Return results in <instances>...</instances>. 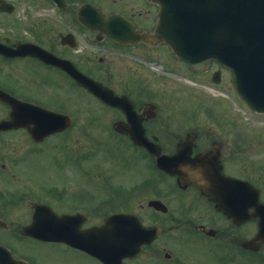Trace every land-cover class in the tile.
Instances as JSON below:
<instances>
[{"label":"flooded vegetation","instance_id":"1","mask_svg":"<svg viewBox=\"0 0 264 264\" xmlns=\"http://www.w3.org/2000/svg\"><path fill=\"white\" fill-rule=\"evenodd\" d=\"M135 2L147 8L150 6L146 15L138 13L141 17H137L135 13L128 14L111 4L104 8L97 0H0V91H3L0 92V219L6 221L10 211L12 217L15 216L12 211L25 207L24 215H32L34 202L27 199L30 195L43 194L47 198L42 196L36 201L50 205L58 214L81 213L88 216L82 229L100 226L111 213L137 215L148 229L145 235L138 237L146 240L137 253L127 255L117 264H264V242L256 250L251 247L259 222L252 217L255 209L252 207L254 189L251 185L258 190L259 199L264 204V176H259L257 180L252 175V169L255 168L254 163H261L264 167V155H260L261 159L258 157L255 162L253 151L259 148L240 146L241 139L236 143V134L232 132L221 135L218 130H213L211 135L206 136L192 127H185L182 133L173 131L169 127V119L163 116V106L151 93V83L165 87L178 75L207 80L219 87L221 84L216 85L212 81L219 68L211 64L205 71L195 72L164 42L151 39L123 42L103 32L92 31L80 22L79 8L89 3L105 14H119L131 20L140 31L134 38L138 35L147 37L156 28L159 6L151 0ZM151 45L158 50L139 51V48ZM160 48H164V51ZM72 65L118 96L128 97L140 117L138 121L145 135L151 140L158 138L166 155H175L181 148L182 162L196 168L199 180L211 184L212 196L205 194L193 181L179 182V176L159 169L154 155L143 147L133 145L129 135L115 132L113 127L116 122L125 127L132 125L127 114L80 87L72 75ZM118 67L121 78L114 75ZM100 72L107 74L101 77ZM224 77H227L226 72L222 73V83ZM103 78L119 80L120 85L125 87L119 89L111 81L112 84H105ZM201 84L207 94L205 97L212 101L207 109L212 110L215 117L239 114L232 103L231 86L225 87L227 97L223 98L216 94L211 96L208 92L210 88L204 87L205 81ZM76 87L83 90L90 100H96L107 112L106 117L100 118L105 127L103 131L126 138L131 143L130 148H138L148 159L150 174L136 189L132 188L129 198L137 200L138 209L122 207L108 210V194L103 187V178L109 175L107 167L94 170L88 167L80 171L76 170V163L73 162L70 165L73 164L71 167L75 170V177L71 182L64 177L59 181L54 180L55 184L51 186H44L37 179L41 177L34 178L29 173L37 174V166L28 167L27 162L21 164L22 156L36 149L28 147L39 144L33 140L27 126L21 127L18 123L9 127L4 125L12 120L15 110L8 95L22 102L68 113L70 104H55L49 98H62V91L67 90L69 103L73 101ZM64 105L69 107H60ZM238 106L256 119L264 117L253 113L241 102ZM138 121L136 124L139 125ZM247 124L243 123L244 126ZM165 133L171 140L163 139ZM188 137L193 139L192 148L179 146ZM2 143H11L13 148L5 150ZM262 151L264 153V149ZM21 167L26 174L20 173L23 171ZM9 184L14 189L7 192L4 189ZM8 200L19 202L20 208H13L12 205L8 208L5 206ZM27 223H7L4 228L0 225V232L27 240L30 247L22 251L23 255H18V258L26 260L28 264H106L65 243L24 237L20 230ZM1 243L10 246L8 242Z\"/></svg>","mask_w":264,"mask_h":264},{"label":"rangeland","instance_id":"2","mask_svg":"<svg viewBox=\"0 0 264 264\" xmlns=\"http://www.w3.org/2000/svg\"><path fill=\"white\" fill-rule=\"evenodd\" d=\"M135 1L138 0H116L115 2L114 0H97V3L104 8L107 7L106 5L111 4L114 7H118V10L124 11L128 14L135 13L137 17H141L138 13L146 15L148 9L150 10V6L147 8L141 4L138 5ZM142 49H150L154 51L158 50L156 47H153V45L150 47H141L139 48V51ZM160 49L164 51V48ZM119 71L120 69L118 67V71L114 72V75L115 77L121 78ZM98 74H100L101 77H104L107 73L100 72ZM124 77L127 78L126 76ZM168 78H170V76ZM104 80H106L105 84H112L109 82L111 81L119 89L120 87H125V85H120L119 80ZM202 81H205L206 86L204 87L210 88L208 92H212L211 96L216 94L217 96H221L223 98L227 97L224 93L227 92L225 87L230 88L227 77H224V83H222L219 87L210 84L207 80L185 78V76L179 75L173 78L172 82L168 81L169 84L165 86L166 88L164 86L156 85V83L155 85L151 83V93H154L156 99L154 97L153 98L157 100V102H160L163 106V116H166V118L169 119V127L177 133H182L181 130L185 127H192L206 136L211 135L213 130H218L221 135H230L232 132L233 134H236V143H238V140L241 139L240 146H244L246 148H259L257 151H253L255 154L252 157L256 162L260 155H264L262 151L264 149V117L256 119L254 116L247 113L246 110H241L238 106L239 102L234 95H232V103L235 104V109L240 115L231 114L220 118L215 117L213 115V111L207 109V107L212 105V101L211 99L205 97L207 94L203 91L204 88L201 84ZM67 96L68 92L67 90H64L62 91V98L52 97L49 99L55 104H61L63 102L70 104V111L75 119L74 126L66 131L65 134L53 136L48 139V141L43 142L40 144L41 147L36 144H33L34 147H28L36 149L32 153L24 154V156L20 159L21 164L22 162L23 164L27 162L26 165L28 167L37 166V174L32 171H29V173L30 175H33L34 178L38 176L41 177L37 179L38 181L40 180L44 186H51L55 184L54 180L59 181L64 177H67L71 182V180L75 177V170H73L70 165V163L73 162L76 163V170L80 171H84L88 167L93 168V170L95 168L107 167L109 175L103 178V187L108 194L107 203L109 209H122V207H135L138 209L139 204L136 202L137 200L132 198L129 199L130 197H123L122 194L124 192L130 194L132 188L138 187L137 185L142 183L146 179L145 177L150 174L148 159L144 158L141 151L137 148H125L127 144L125 141L121 142L117 138H115V140L112 139L110 135H108L109 138L103 135L101 131L103 126L100 125L99 119L100 117H106L107 112L103 110L97 102H94L96 100L93 99L94 101L92 103L85 92L78 87L75 88L73 101L68 103ZM60 107H69V105ZM238 109H240V111ZM244 122L248 123L247 126L243 125ZM163 136L164 140H171V138L168 137V134L165 133ZM1 145L2 148L8 151L13 148L11 143H2ZM87 145H90V148H87ZM83 148L85 149L83 150ZM68 154L71 158H73L72 160L67 159ZM85 154H89V157ZM26 156L27 158L24 160ZM259 159H261V157H259ZM260 164L261 163H254L253 167L255 168L252 169V175L256 177L257 180L259 176H264V167ZM84 166L86 167L84 168ZM21 169L23 171H20V173L26 174L22 167ZM34 185L36 186V184ZM116 186H119L120 189L123 187L119 195H117L118 188ZM12 189H14V186L9 184L4 190H7L8 192V190ZM42 196L39 194L38 196L30 195L27 200L28 202H36L38 198H47V195ZM13 202V200L6 202L5 206L11 208L12 205L13 208L17 206L20 208L21 205L19 202ZM25 208H20V210L17 209L15 212L12 211L15 215L12 217H10V211V213H8L9 216H6L7 222L14 225L23 224L26 219L29 220L30 213L28 216L24 215ZM5 214H7V211ZM4 235L5 236L3 237L9 240L12 239V243H17L21 246H28L25 242L13 239L10 235ZM3 237L2 234H0V238L6 241ZM13 247L15 246L13 245ZM24 248L27 249V247Z\"/></svg>","mask_w":264,"mask_h":264},{"label":"water","instance_id":"3","mask_svg":"<svg viewBox=\"0 0 264 264\" xmlns=\"http://www.w3.org/2000/svg\"><path fill=\"white\" fill-rule=\"evenodd\" d=\"M159 1L162 4V11L155 38L165 39L175 52L195 69H202L211 60L228 69L238 94L253 110L264 112V0ZM93 10L95 14L90 13L89 16L86 15V10L80 12L81 19L90 27L101 29L119 39L134 33L129 21L116 15L104 17L100 11ZM77 78L82 85L106 102L124 109L129 117L133 113L132 109L128 108L126 100L115 97L111 91L108 93L88 79L81 76ZM60 118L57 114L41 111L37 117L38 126L32 129L34 138L39 140L49 133L62 130L64 126L60 125L62 121ZM24 125L29 126L30 122ZM132 138L137 144L149 146L142 135H133ZM185 145L190 148L188 144H184V147ZM158 152H156L157 155ZM180 158L181 151L173 158L172 163L176 165L171 168L180 176L184 173L186 177L196 180L204 193L212 196L211 184L197 180L196 169L185 166ZM165 163L166 160L158 155V164L165 167ZM42 209L40 207L36 209L33 223L24 232L34 237L51 239L52 237L46 234L50 232L48 230L44 232L45 229H41L40 224L47 223L44 222L46 219L42 215ZM260 210L261 208L258 207L257 216L261 219L260 232L252 241L253 248L255 243L264 240V211ZM49 216L51 223L60 219L51 211ZM42 218L44 220L41 223ZM65 218L67 217L61 219ZM68 222L64 223L67 227H69ZM136 224L139 222L132 216L120 214L109 217L103 228L95 230L102 235L99 233L96 237H91L90 243L89 240L85 242L94 249L99 238H102L107 243L108 250L123 248L125 251H132L133 246H122L121 243L125 241H131L134 245L142 243L138 237L137 239L129 237L131 233H141V230L129 229V225ZM62 234L63 239L67 240L71 233L62 232Z\"/></svg>","mask_w":264,"mask_h":264},{"label":"bare ground","instance_id":"4","mask_svg":"<svg viewBox=\"0 0 264 264\" xmlns=\"http://www.w3.org/2000/svg\"><path fill=\"white\" fill-rule=\"evenodd\" d=\"M197 177V176H196Z\"/></svg>","mask_w":264,"mask_h":264}]
</instances>
